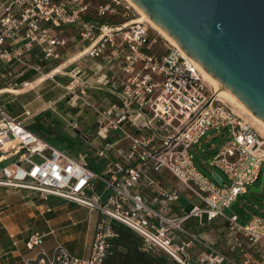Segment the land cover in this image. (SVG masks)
<instances>
[{
    "label": "built area",
    "instance_id": "2783aa9c",
    "mask_svg": "<svg viewBox=\"0 0 264 264\" xmlns=\"http://www.w3.org/2000/svg\"><path fill=\"white\" fill-rule=\"evenodd\" d=\"M121 4V0L102 4L98 17L87 21V0H0V59L17 62L66 89L72 108L82 106L97 116L96 134L107 141L98 155L107 161L99 176L86 156L75 158L58 149L0 107V164L5 163L0 187L35 191L45 200L55 196L100 213L86 257L74 256L59 243L52 254L42 250L25 264H106L120 239L114 222L143 239L141 252L164 253L179 264H186L183 255L190 242L176 244L173 232L187 233L183 225L192 218L201 223L226 220L231 252H244L247 241L264 250V217H254L244 226L236 214L228 217L224 212L264 175V135L207 85L191 57L167 43L155 52L159 41L151 39L142 23L115 25L104 19L116 15ZM66 27L76 29L83 48L71 64L46 73L33 63L31 52L40 45L42 63L58 61L60 50L69 46ZM18 36L21 41L11 48L1 46ZM78 61L98 63L93 82L87 68L76 65L69 70ZM59 75L70 82L58 81ZM91 89H108L115 100L106 106L97 103ZM72 128L79 129V123ZM213 130L221 144L212 158L200 160L209 175L196 164L195 154ZM111 131L119 136L115 148L119 162L112 159ZM122 140L127 147L119 146ZM166 175L178 185L166 183ZM95 179L106 188L90 194ZM185 189L199 204L188 213L180 208L181 214L174 216L173 206ZM41 238L36 234L29 249L42 244ZM211 252L204 257L208 264L227 259Z\"/></svg>",
    "mask_w": 264,
    "mask_h": 264
},
{
    "label": "crops",
    "instance_id": "0c3cea01",
    "mask_svg": "<svg viewBox=\"0 0 264 264\" xmlns=\"http://www.w3.org/2000/svg\"><path fill=\"white\" fill-rule=\"evenodd\" d=\"M66 29L64 36L72 37L69 36V33L75 28L66 27ZM24 32L25 30L22 29L21 35ZM20 41L21 36H18L12 40H6L1 46L4 49L11 48L12 45ZM60 53L61 56L58 61L42 63L43 53L41 46L35 45L31 56L33 63L41 65L44 72L48 73L59 66L64 68L74 61V59L73 61L67 59L69 52L66 49H61ZM76 65L90 70L91 82L98 76L97 62L89 61V63L85 64L83 61H78L69 70ZM58 79L65 85L71 80L66 75H59ZM90 94L95 102L103 103L105 106L111 100H115L108 89H91ZM0 107L12 118L19 119L24 117L23 122L24 120L29 121L27 124L24 123L26 126H29L31 120L35 122L36 116L49 111L50 116L44 119L46 120L43 124L44 127L53 128L65 135L72 136L76 139L77 147L80 146L82 148L83 146L80 137H85L86 135L93 137V133H97V116L82 106L76 107L77 111L74 114L75 109L69 104L66 89L57 86L50 80H46L45 77L43 78L42 75L31 69L27 70L17 62L7 63L1 59ZM65 108L71 120L68 126L71 127L72 133L75 135L62 131L57 125V121L60 120H57L56 113H58V110ZM84 110L88 111L90 115L85 116ZM28 113L29 116H27ZM83 115L86 118L82 119ZM76 122L80 125L79 129L75 130L72 128V124ZM109 135L108 140L115 144L112 159L119 162L120 158L115 150V148H118V133L111 131ZM96 142V140H93L92 148L87 146L86 150H89L96 162H101L105 166L107 161L99 158L98 155L103 148V144L107 141L104 142L101 139V142ZM119 146L127 147V142L122 140ZM79 156L83 155L79 152L77 157ZM85 156L87 157V155ZM73 157L77 158L76 156ZM4 164L1 163L0 168ZM166 178L168 179L167 175ZM185 192L189 191L185 189ZM191 196L190 206L193 209V206L199 204V200L193 193H191ZM173 208H175L174 216L181 214L180 208L185 210L177 203ZM96 212L55 196L45 200L35 191L0 187V264H25L34 259L42 250L52 254L59 243L65 244L74 256L86 257L93 244L96 224L100 218V213ZM183 226L188 231L187 233L178 230H174L173 233L176 236V244H182V242L186 241L190 242L183 255L186 259V264H208L207 261H204V257L211 254V251L227 258L223 263L217 264H264V250L258 251L248 241L245 243L244 252L239 250L230 251L227 247L229 238L228 222L224 219H216L213 222H208L204 219L203 223H201L197 218H192L186 221ZM36 234L42 236L41 240L43 243L36 245L34 250H30L28 244L34 239Z\"/></svg>",
    "mask_w": 264,
    "mask_h": 264
},
{
    "label": "water",
    "instance_id": "95a60500",
    "mask_svg": "<svg viewBox=\"0 0 264 264\" xmlns=\"http://www.w3.org/2000/svg\"><path fill=\"white\" fill-rule=\"evenodd\" d=\"M131 1L264 122V0Z\"/></svg>",
    "mask_w": 264,
    "mask_h": 264
},
{
    "label": "rangeland",
    "instance_id": "374dc122",
    "mask_svg": "<svg viewBox=\"0 0 264 264\" xmlns=\"http://www.w3.org/2000/svg\"><path fill=\"white\" fill-rule=\"evenodd\" d=\"M87 2H88V10H87L88 15H91L93 18H96V17H98L97 11H98L99 7L102 4L105 5L108 3H112L113 0H87ZM121 2H122V4L119 5L118 10H117V14L114 16L110 15V16L104 18L105 20H107L109 23H113V22L117 23L116 25L122 24V23L131 24L133 22H139L140 21L139 23H142L143 25L148 27V29L150 31L151 39H156L157 41H159V43L156 44L157 46H155V52L159 53L162 50L165 43L169 44L170 46H174L170 41H168L165 37H163L159 33V31H157L153 26H151V24L149 22H146L144 20L142 21L141 20L142 19L141 14L139 13V11L136 10V8L134 6L131 5V3L129 1L121 0ZM120 22H122V23H120ZM77 34H78V32L76 31V29H73V31L69 33V36H72V37L68 38V39H70V41L68 43L69 44L68 48H66V50L69 52V57L67 59H71L72 61H73L74 57L83 48V44L77 42V39H76ZM205 81H206L207 85H209L210 88H212L213 90H216L215 86L210 84L208 80L205 79ZM221 99L224 100L226 103H228L237 114L241 115L242 117H245L250 123H252V125L256 129H259V128H257L256 125L253 124L254 121L251 118V116L242 112L236 106V104H234L231 100H229L228 98L226 99L222 96H221ZM66 103H67V101H66ZM76 111H77V109H75L74 112L73 111L72 112L75 114ZM84 111H85V116L90 115V113H88V111H86V110H84ZM56 114H57L56 117L58 118L57 120H60V121H57V125L62 129V131H64V132L67 131V132H70L71 134H73L71 127L68 126V124H69V122H71V120H70L69 116L67 115L66 108L58 110V113H56ZM85 116L83 115L82 119L86 118ZM23 119H24V117L19 118V120H21V121H23ZM79 122L81 123L80 120H79ZM24 123L27 124V123H29V121L24 120ZM32 123H33V121L31 120L30 124H32ZM96 127H97V125H96ZM32 128L36 131V134L38 136H41L42 138H46V135L48 133L46 128L39 127V126H33ZM259 131L261 132V129H259ZM216 133H217L216 130L211 131L208 134V136L205 137L204 140L202 141V144H201V147H200L198 153L195 154V161H196V164L198 166L203 167L200 163V160H203V159L208 160L214 156V153H216L217 145L221 142V139L219 137H215ZM73 135H75V134H73ZM93 135L94 136L91 137L90 139L87 137H80L82 142H83L82 148L79 147V148L74 149L72 144L70 145L69 143H67V146L70 150H73L71 152L76 157L78 156L79 152L83 156L87 155L86 161L88 162V164H94L95 165V168L93 169V171L97 175L100 176L101 174H103V170H104L106 165L104 166L101 162H96L92 158L89 150H86L87 146L89 148H92L91 144H92L93 140H96L97 141L96 143L101 142L102 138L99 137L98 134H96V132L93 133ZM203 169L205 170V167H203ZM206 172L209 174L208 171H206ZM167 177H168V179L165 180L166 183H170V184H173L175 186L178 185V182L176 181V179L171 177V175H167ZM263 180H264V175L262 174L260 181L255 185L256 187L262 186L263 192H260V193L247 192V193H245V195H240L239 199L235 203H233L229 209H226L224 211L225 215L230 217L232 214H236L239 217L240 223L244 226H246V224H249L254 217H260V218L264 217V183H263ZM93 186H94V191L91 192L90 194H93L94 192L95 193H102L106 188V184L99 179H95ZM191 197H192L191 193L185 192L181 196L180 200L177 202L178 205L185 208L184 212H186V213H188L192 209V207L190 206ZM156 208L159 209V206H156ZM121 240L122 241L117 244V247L113 251L112 255L110 256V258L108 259L106 264H150L145 259L142 252L140 251V246L142 245L143 241L141 239H139L137 235L135 236L129 230H125V231L123 230ZM162 257H165V256L162 254ZM171 261L172 260L170 258L169 264H171Z\"/></svg>",
    "mask_w": 264,
    "mask_h": 264
},
{
    "label": "trees",
    "instance_id": "16d2710c",
    "mask_svg": "<svg viewBox=\"0 0 264 264\" xmlns=\"http://www.w3.org/2000/svg\"><path fill=\"white\" fill-rule=\"evenodd\" d=\"M86 20H93V17L91 15H87ZM105 21V20H103ZM102 21V22H103ZM119 23V22H118ZM122 23V22H120ZM111 24H117V23H111ZM48 116H50V112L49 111H45L44 113H41L40 115L36 116V119L34 120L35 122H33L32 124H30L29 126H27V128L29 130H32L33 132L36 133V131L32 128L33 126H39V127H43L47 129V135L46 138H44L45 140H47L50 144L54 145L55 147H57L60 150H64L67 153L71 154L72 156H74V154L71 152L73 150H70L67 146V143H69L70 145L72 144L73 148H79L77 147L76 144V139H74L72 136L70 135H65L61 132H59V130H55L53 128H49V127H44V122L46 120H44L45 118H48ZM66 139V140H65ZM70 147V146H69ZM90 165L91 170H93L95 168L94 164H88ZM114 225L116 226V228L119 230L120 232V239L119 242H121L122 240V231L124 230H129L131 231L135 236L137 235L139 239H141V237H139L138 234H136L134 231H132L129 227L127 226H123L119 223L114 222ZM143 241V239H141ZM143 256L145 257V259L150 263V264H169V259L171 258V264H179L177 261L173 260L172 257L168 256L167 254H163V253H144L142 252ZM161 254V255H160ZM162 254L165 257H162Z\"/></svg>",
    "mask_w": 264,
    "mask_h": 264
},
{
    "label": "bare ground",
    "instance_id": "6f19581e",
    "mask_svg": "<svg viewBox=\"0 0 264 264\" xmlns=\"http://www.w3.org/2000/svg\"><path fill=\"white\" fill-rule=\"evenodd\" d=\"M131 3L132 6H134L136 8L137 11H139V13L142 16V21H146L149 22L151 24V26H153L157 31H159V33L165 37L168 41H170L175 47H177L179 50L182 51V53L184 55H187L185 53V51L177 44V42L175 40H173L171 38V36H169V34L167 32H165V30L163 31V29H161V27H159L158 25H156V23H154L152 21V19L147 16L134 2H132L131 0H127ZM140 22V21H139ZM189 56V55H187ZM190 57V56H189ZM196 62V61H195ZM199 70H201V72L203 73V76L206 80L209 81L210 84L214 85L216 88V93H218V95L224 97V98H228L229 100H231L234 104H236V106L244 113L248 114L249 116H251V118L253 119V124L257 126V128L261 129V133L264 135V122L257 117L255 114H253L250 110L247 109V107L240 102L239 99H237L228 89L226 90L225 88H223L222 85H220V83L212 76L210 75L206 70H204V68L198 63L196 62ZM59 72V71H56Z\"/></svg>",
    "mask_w": 264,
    "mask_h": 264
}]
</instances>
